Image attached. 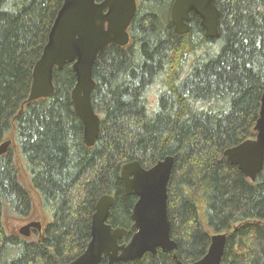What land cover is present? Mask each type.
<instances>
[{
	"label": "trees",
	"instance_id": "1",
	"mask_svg": "<svg viewBox=\"0 0 264 264\" xmlns=\"http://www.w3.org/2000/svg\"><path fill=\"white\" fill-rule=\"evenodd\" d=\"M63 2L0 0V144L15 135L52 214L39 240L6 234L5 208L27 217L33 198L19 179L13 148L0 155V264H69L85 251L105 194L115 197L108 222L128 229L120 240L128 242L137 196L125 192L122 166L139 160L149 168L167 155L175 157L168 212L178 247L120 264H191L222 232L228 234L222 264H264V169L253 182L224 154L256 137L264 0H216L219 38L205 37L195 13L189 33L177 34L170 19L174 0H140L129 45L113 42L97 56L92 102L102 121L90 148L71 97V64L55 68L53 95L20 112ZM217 42L222 45L214 51ZM12 251L17 255L10 257Z\"/></svg>",
	"mask_w": 264,
	"mask_h": 264
},
{
	"label": "water",
	"instance_id": "2",
	"mask_svg": "<svg viewBox=\"0 0 264 264\" xmlns=\"http://www.w3.org/2000/svg\"><path fill=\"white\" fill-rule=\"evenodd\" d=\"M140 0H64L48 35L43 53L33 70L29 102L42 100L55 93L54 70L71 64L76 77L71 97L74 110L84 126V143L93 147L100 135L101 116L96 112L92 93L96 87L93 69L99 52L115 42L127 46L131 41L129 29ZM200 18L207 38H219L220 10L216 0H174L170 11L177 34L191 29V14ZM256 137L244 140L224 151L228 161L235 163L253 182L264 169V92L255 125ZM13 139L0 144V155L8 152ZM175 157L167 155L146 168L139 160L122 166L121 176L125 192L135 194L137 201L132 212L133 233L126 243L120 240L128 229L113 227L109 222L115 197L102 195L92 216L91 239L85 251L69 264H120L135 261L146 253L173 252L178 242L171 236L172 222L168 212V185L173 173ZM29 223L21 234L30 236ZM228 234H213L207 254L191 264H222ZM176 258V254H174ZM178 264H182L178 260Z\"/></svg>",
	"mask_w": 264,
	"mask_h": 264
},
{
	"label": "rangeland",
	"instance_id": "3",
	"mask_svg": "<svg viewBox=\"0 0 264 264\" xmlns=\"http://www.w3.org/2000/svg\"><path fill=\"white\" fill-rule=\"evenodd\" d=\"M222 43L217 42L215 51L219 50L221 47ZM13 139V143L10 146V148H13L15 151V158H16V163L18 167V173H19V179L23 183V185L27 188V190L30 192L33 198V206L31 210V214H33V217H39L47 226V224L52 220V217L49 211L45 210L42 205L41 201V195L40 192L34 187L30 174L28 172V169L23 161L22 155L20 150L18 149V144L16 137L13 133H10L5 139ZM9 148V149H10ZM27 217H19L18 214L8 208H5L4 215L2 218V223L4 226V230L7 235H12L16 234L21 237H23L19 233V229L26 223ZM45 226V227H46ZM26 238V237H24ZM38 236L32 235L31 237H28L29 240H39L37 239ZM10 257H14L17 255V252L12 251Z\"/></svg>",
	"mask_w": 264,
	"mask_h": 264
},
{
	"label": "flooded vegetation",
	"instance_id": "4",
	"mask_svg": "<svg viewBox=\"0 0 264 264\" xmlns=\"http://www.w3.org/2000/svg\"><path fill=\"white\" fill-rule=\"evenodd\" d=\"M26 219H27L26 220V223L19 229V233L21 234V229L25 225H27L29 223H34L32 225V227L29 229V232H30L29 235L30 236H28V237H31L32 235H35V236H38L37 239L41 238L43 236V233H44V229H45L46 224L39 217H33V214H31V213L27 216ZM24 237L25 236H23V238ZM28 237H26V239H28Z\"/></svg>",
	"mask_w": 264,
	"mask_h": 264
},
{
	"label": "bare ground",
	"instance_id": "5",
	"mask_svg": "<svg viewBox=\"0 0 264 264\" xmlns=\"http://www.w3.org/2000/svg\"><path fill=\"white\" fill-rule=\"evenodd\" d=\"M243 2V1H242ZM153 3V2H152ZM169 4V3H168ZM163 5V4H162ZM165 8V7H164ZM171 9V8H170ZM148 10V9H147ZM166 10V9H165ZM164 13V12H163ZM159 14H160V12H159ZM170 18V17H169ZM168 18V19H169ZM167 19V18H166ZM171 19V18H170ZM159 25V24H158ZM163 34V33H162ZM255 36V35H254ZM213 40V39H212ZM229 44V43H228ZM215 51V50H214ZM264 52V51H263ZM255 55V54H254ZM262 72V71H261ZM257 76H259V75H257ZM147 92V91H146Z\"/></svg>",
	"mask_w": 264,
	"mask_h": 264
}]
</instances>
